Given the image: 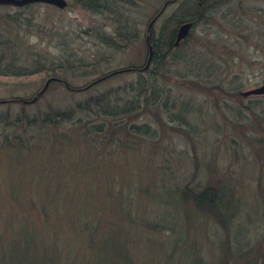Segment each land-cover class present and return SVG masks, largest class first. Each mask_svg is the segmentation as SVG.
<instances>
[{
  "label": "rangeland",
  "instance_id": "1",
  "mask_svg": "<svg viewBox=\"0 0 264 264\" xmlns=\"http://www.w3.org/2000/svg\"><path fill=\"white\" fill-rule=\"evenodd\" d=\"M67 2L64 10L46 4L25 7L0 6V43H5L0 45L1 59L18 67L28 66L37 58H49L48 60L62 62L64 65L67 59L81 57L88 60L96 53L101 57L106 56V60L99 58L102 65L99 72L110 71L126 63H141L148 50L146 36H155L163 19L176 8V5H173L169 6L168 11L160 12L162 17L158 21L156 19L149 29L155 10L146 7L145 3H138L134 8L136 12H130L129 15L139 16L141 23L138 29L144 30V39L128 50L114 55L113 50L106 48V45L101 46L93 36L95 32L110 30L108 15L92 14L78 7L73 0ZM230 5L236 13L230 20L237 22L242 19L243 24L234 28L223 25L224 30L219 19L216 22L212 20L213 24H200L193 34L197 37H191L184 44L186 46L181 55L183 57L184 54L191 65L195 64L192 59L204 63V69L202 67L196 73L199 75L197 81L211 82L220 79L230 90L239 84L243 85L240 89L242 102L229 99L219 103L221 100L213 99L204 92L181 87L176 82L180 77L176 76L165 86V91L169 92L176 104H187L190 123L185 125L186 130H173L170 125L162 124L161 127L153 123L155 129L160 127L159 143L144 141L139 143L137 148L125 149L122 152L119 150L113 154L109 152L107 145H101L107 140L94 141L90 136H85L92 148L89 151L87 147L77 145L83 139L80 138L79 132H71L69 124H39V119L45 113L69 108L84 96L63 90L62 86L49 84L50 89L48 86L49 90L33 102L47 80L43 83L39 75L23 81L0 78V100L13 95L29 99L31 103L25 107V112L38 117L34 128L24 132L22 124L6 125L7 120L14 118L15 114L24 109L22 104H0V130L3 129L4 137L7 133V137L13 141V137L20 133L26 140L25 152L15 151L16 153L11 152L10 155L6 149L0 147V188L4 189L2 194L0 189V213H6L3 208L6 209V203L11 199L10 187L17 186V182H56L61 189L55 184L56 196H52L51 200H60L67 205L60 203L61 210L56 209L58 205L53 204L46 222H38L40 218L32 219L35 227L48 237L51 246L57 247L62 257L71 256L68 264H77L79 260H83L85 264L86 260H91L92 257L88 252L87 234L72 231L78 230L77 225L83 218L91 219V222L98 218L100 222L106 225L108 222L119 229L121 238L129 240L126 243V253L134 264H166L168 246L172 238L185 243V248L190 246L192 251L199 252L202 255V264H245L248 259H255L254 264H264V191H259L264 189V168L260 165V162L264 163V155L260 160L257 153L258 143L251 142L253 146L248 143L247 138L252 135L247 126L240 124L235 127L232 121L224 120L222 116V108L225 105L253 106L255 103L259 105L257 109L264 106V95H244L245 92L264 85V17L261 16L264 0H231ZM253 10L256 14L252 17L249 14L253 13ZM250 18L254 19L252 25L248 21ZM226 37L230 42H234L230 43ZM182 43L183 40L180 44ZM62 44L66 46L62 47ZM232 50L236 52L234 55ZM190 53L194 54L193 58ZM214 62L219 68L215 67ZM210 65L214 67L215 72L220 69L219 76L206 75L212 70H209ZM171 70L183 74L191 72L181 62L172 64ZM92 73V78L99 74ZM78 82H81V79ZM129 83H132V75L112 79L108 86L118 89L117 95L123 98L128 96V91L125 93L124 90L129 88ZM40 86L42 87L39 90ZM35 91L38 92L34 95ZM250 117L252 119V116ZM262 136L264 138V134ZM2 140L0 135V143ZM212 140H215L214 144L211 143ZM31 144L35 150L27 153L30 148L28 145ZM53 147L56 150L59 148V154H55V158L48 154V148ZM37 150H41L40 153H36ZM192 153L200 158L201 163L198 162L197 167H201L198 174L192 171ZM42 168L46 169V172L41 173L43 178L41 175L37 176V170ZM217 178L226 179L225 183L233 188L239 198L241 217L232 224L238 227L242 241L233 237L232 232L218 227L209 215L197 217L198 212L192 210V205H187L186 210L184 204L179 202L180 199L171 194L177 189L176 186L182 188L186 184L190 186L200 181L205 184ZM23 197L22 199L27 198V201H30L29 197H35L33 188L29 187ZM167 211L176 213L175 216L183 213L190 216L189 223H186L184 216V226L179 223L175 227L177 233L174 232L172 237L170 234L146 227V223L156 215ZM74 215L79 220L71 223L67 218ZM3 234L4 238L11 237L9 233ZM236 244L241 248L246 247L245 250L255 247L253 255L247 254L238 260L231 252ZM66 261L65 258L61 260L63 264Z\"/></svg>",
  "mask_w": 264,
  "mask_h": 264
},
{
  "label": "trees",
  "instance_id": "2",
  "mask_svg": "<svg viewBox=\"0 0 264 264\" xmlns=\"http://www.w3.org/2000/svg\"><path fill=\"white\" fill-rule=\"evenodd\" d=\"M230 1L231 0H73V3L78 7L92 14L108 15L109 19L107 20L110 22V30L104 29L102 33L95 32L93 36L98 39L101 46L106 45V48L113 50L114 55L115 53L117 54L121 51L124 52L128 50L131 46L144 39V30L138 29L141 23L139 22V16L129 15L130 12L133 14L136 12L134 8L137 7L138 3H145L146 7L155 10L153 18L157 19V21L163 15L160 16V12L163 11L164 13L168 11L169 6L176 5V8L165 20L163 19L162 24L158 28L159 31L156 34L157 36L152 35L151 44L153 54L150 63H148V50L141 63H126L124 66H118L106 72H99L102 66L100 61L102 59L106 60V56L101 57L96 55V53L88 60L81 57L77 59H67L64 65L62 62L48 60L49 58H37L32 64L19 67L13 66L14 64L12 63H7L0 57V78H13L18 81H23L25 79H31L35 75H39L43 83L51 77L60 78L59 80L51 81L50 85L62 86L63 90L65 89L66 91L75 92L77 95L84 96L79 98L74 105L69 108H61L53 111V113H45L39 119V124L41 123L42 126H55L59 124L61 126H66L69 124L71 132H74V134L79 132L80 138L83 139L77 143V145L80 146L81 144L82 147H87L89 151L92 150V148L90 144L87 143V138L85 136H90L94 141L107 140L106 143L101 145H107L109 152L113 154L119 150L122 152L125 149L137 148L140 145L139 143L144 141L151 144L159 143L160 127L155 129L153 123L161 127L162 124L163 126L170 125V128L173 130H186L187 128L185 125L190 123L187 117L189 112L187 104L183 102H178V104H176L175 100L171 99L169 92L165 91V86L170 84L169 81L174 80L176 76L180 77L176 79V82L180 84L181 87L204 92L213 99L221 100L219 103L228 101L229 99L242 102L243 95H241L240 89L243 85H241V87L239 84L234 87V89L230 90L227 88V85H224L225 82H222L220 79L211 82L197 81L196 79L199 78V75L196 73L203 67L202 65H204V63L200 61L195 62L192 59V62L195 64L191 65L187 62L185 55L183 54V57L181 55V53H183L182 50L186 46L184 44H186L191 37H193V39L197 37V35L193 36V34L198 25L203 23L213 24V21L216 22L217 19L223 22H221L223 30L225 27L232 26L234 28L236 25L243 24L242 19L239 21L237 20V22H232L230 20L232 15L236 14L233 11V6L230 5ZM213 5L216 7H212ZM220 13H222V15ZM243 13H247V11H243ZM255 14L256 12L253 10V13L249 15L253 17ZM249 15L248 17H250ZM238 16L240 17V15ZM261 16L264 17V10H261ZM253 20L252 18L248 20L250 25L254 24ZM188 22H192L193 24L190 34L183 40L182 44H176L178 28ZM230 38L232 39V37ZM217 40H221V38H217ZM226 40L230 42L228 37H226ZM233 42L234 40H231L230 43ZM4 44L3 42L0 43V45ZM63 46H66V44H62V47ZM232 51L234 55L236 52L235 50ZM190 55L192 58L194 57L193 53H190ZM99 58L101 60H99ZM178 62H181L186 68L188 67L191 72L189 74L187 72L184 74L173 72L171 70L172 64L176 65ZM209 67H211L209 70H212H208L209 72H207L206 75L211 74V76H215L218 74L219 76L220 69L215 72L212 65ZM215 67L219 68V65L215 63ZM91 72H93V75H97V72L99 74L92 78L90 75ZM212 72H214V74H212ZM125 75H132V83H129V88L124 90L125 93L128 91V96L126 95L120 98L121 96L117 95V91L119 90L110 88L108 82ZM76 79H81V82H78L79 80ZM103 85H105V87ZM41 87L42 86L39 87V90ZM38 91H35L34 95ZM19 103L22 104L21 107L24 109L21 111L24 112L22 113L20 111V113L15 114L14 118L6 121V125L12 126L15 124H22L23 131L27 132L38 123L37 116H31L29 113L25 112V107L31 103L30 100L19 95H13L8 99L0 100V104L4 105ZM258 106L259 105L255 103L253 106L250 104H246L245 106V104H243L240 106L232 105L227 107L225 105L222 108V116H224V120L229 119L232 121L235 127L242 124L249 128L252 137H249V139L246 138L248 143L252 146L253 144L251 142L258 143L257 153H259L258 157L261 160L264 155V138H262L264 134V106H260L257 109ZM250 116H252V119ZM142 117H145V119L142 120ZM0 124H2V121H0ZM81 128L82 130L80 131ZM237 129L238 128H236V134ZM3 132V129H1L0 135H2L3 140L2 143H0V147L6 149L5 151L7 154L11 155V152L26 151V146H24L26 140L20 133L13 137V141H11L7 137V133H5L4 137ZM108 136L109 138H107ZM42 143L46 147V144L44 142ZM211 143L214 144L215 140H212ZM28 146L30 148L27 153L30 151V153H32V150H35L34 146H32V144ZM163 147L166 148L165 145ZM39 151L41 150H37L36 153H40ZM36 153H34V155ZM48 154L51 158H55L54 155L59 154V148L57 150L55 147L48 148ZM192 159L194 163L192 171L198 174L197 172L201 167H197L198 162L201 163L200 158H197L196 155L192 153ZM260 165L264 168L263 162H260ZM44 169L45 168L37 170V176L41 175L43 178L41 173L46 172V169ZM202 182L203 181H200L190 186L186 184L182 188L176 186L177 189H175V191L173 189L174 193H171V191L170 193L177 196V198L180 199L179 202H182L185 208L187 205H192V210L198 212V214H196L197 217L209 215V218L214 221L218 227L225 229L227 232H232L233 237L237 238L238 241L239 239L242 241L238 227H234V224H232L234 220H239V217H241L239 198L233 188L225 183L227 182L226 179L221 180V178L214 179L205 184ZM25 183L28 184L25 185ZM17 184V186L10 187L9 195L11 199L6 203V209L2 207L6 213H0V231L3 230L0 235V264H63L61 260L64 258L67 259L65 264H68V259H70L71 256L67 255L66 257H62L57 247L51 246L48 237L43 235L35 227V223L32 219L40 218L37 220L38 222H46L51 214L50 211L53 204H55V206L58 205L56 209L61 210L62 206L59 205L60 203L65 206L67 205V203L60 200H51L52 196H56V182H17ZM57 186L61 189L60 185L56 184V187ZM29 187L33 188L35 197H29L30 201H27V198H22H24L23 194ZM5 188H7V185ZM261 190L264 191V189H260V193ZM3 191L4 189H1V194ZM41 194L50 196L44 197ZM1 204L3 205V203ZM175 215L176 213H171L170 211L158 214L153 220H150L148 224L146 223V227L153 231L170 234L172 237L174 232H176L175 227L179 223L182 227L184 226L182 221L184 216L186 223L190 221V216L184 215V213L180 216ZM67 219L70 220L71 223L79 220L75 215ZM83 219L84 220L77 225L79 227L78 230L72 229V231L83 232L88 236V252H90L92 257L90 256L91 260H86L85 264H134L127 254L128 247H126V243L129 242V240L127 238H121L119 229L115 228L107 221L108 225L104 222H100L98 218H96L94 222H91V219ZM234 228H236V230ZM3 233H9L11 237L4 238L5 234ZM232 248L231 252L239 260L247 254H252L255 247L251 250L250 248L245 250L246 247L241 248L239 244H236ZM201 260H203L202 255L199 252L195 250L192 251L190 246L189 248H185V243L178 242L177 239L172 238L168 246L166 264H202ZM82 261L79 260L77 264H84V261L83 263ZM255 261V259H248L245 264H254Z\"/></svg>",
  "mask_w": 264,
  "mask_h": 264
},
{
  "label": "water",
  "instance_id": "3",
  "mask_svg": "<svg viewBox=\"0 0 264 264\" xmlns=\"http://www.w3.org/2000/svg\"><path fill=\"white\" fill-rule=\"evenodd\" d=\"M34 4H46L50 6H54L60 10H64L68 2L67 0H0V6H14V7H25L29 5H34ZM156 21V19H153L151 23L149 24V29L152 27V24ZM192 28V22H188L183 24L177 34V41L176 44H179L182 40H184L188 34V32ZM149 46V54H148V63H150L151 58H152V46L148 43ZM56 80L55 77H51L46 81V84L44 88L38 93L37 97L34 98L33 102L37 100L39 96H41L47 89L51 81ZM245 96L249 95H264V85L251 89L247 92L244 93Z\"/></svg>",
  "mask_w": 264,
  "mask_h": 264
},
{
  "label": "bare ground",
  "instance_id": "4",
  "mask_svg": "<svg viewBox=\"0 0 264 264\" xmlns=\"http://www.w3.org/2000/svg\"><path fill=\"white\" fill-rule=\"evenodd\" d=\"M212 7H216V6H212ZM217 13V12H216ZM218 15V14H217ZM193 25V24H192ZM182 26V25H181ZM180 26V27H181ZM179 27V28H180ZM179 28H178V30H179ZM177 34H178V31H177ZM190 34V31L188 32V34H187V36H186V38L188 37V35ZM149 35V34H148ZM146 36V42H147V46H148V43L152 46V44H151V40H152V37H150V36H152V35H150V36ZM148 54H149V46H148Z\"/></svg>",
  "mask_w": 264,
  "mask_h": 264
}]
</instances>
